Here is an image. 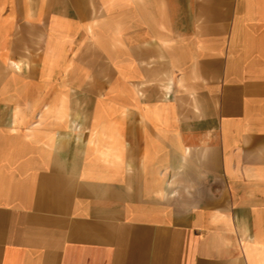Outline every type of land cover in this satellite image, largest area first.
Masks as SVG:
<instances>
[{
  "label": "crops",
  "instance_id": "0c3cea01",
  "mask_svg": "<svg viewBox=\"0 0 264 264\" xmlns=\"http://www.w3.org/2000/svg\"><path fill=\"white\" fill-rule=\"evenodd\" d=\"M0 264H264V0H0Z\"/></svg>",
  "mask_w": 264,
  "mask_h": 264
}]
</instances>
